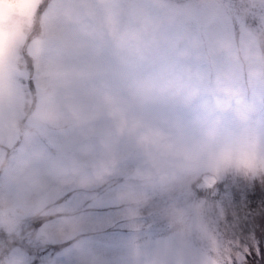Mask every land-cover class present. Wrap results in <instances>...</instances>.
<instances>
[{
  "label": "rangeland",
  "instance_id": "374dc122",
  "mask_svg": "<svg viewBox=\"0 0 264 264\" xmlns=\"http://www.w3.org/2000/svg\"><path fill=\"white\" fill-rule=\"evenodd\" d=\"M0 21L1 254L203 264L213 229L264 232V0H0ZM225 175L246 218L243 191L197 195Z\"/></svg>",
  "mask_w": 264,
  "mask_h": 264
},
{
  "label": "snow or ice",
  "instance_id": "6c2138e0",
  "mask_svg": "<svg viewBox=\"0 0 264 264\" xmlns=\"http://www.w3.org/2000/svg\"><path fill=\"white\" fill-rule=\"evenodd\" d=\"M0 24H2V21H0ZM2 35L3 32L2 29H0V37H2ZM14 75L16 81L19 84L31 85L32 83L31 77L27 76L24 72L15 70ZM236 181L237 180L232 178L230 175H225L220 179L212 178L210 183L205 184L203 188L196 189V192L197 195H201V196L207 195L210 199L219 201L221 203L230 202L231 204H236L240 200L241 191H243L245 194V207H246L244 216L246 218L247 215L250 213L251 209L255 207V205L247 203L248 189L247 188L239 189L236 186ZM252 182H258V181L254 180ZM260 211L261 214L264 215V200H261ZM236 220L238 225L240 216L237 212H236ZM33 227L39 228L40 222H35L33 224ZM242 235L243 233L237 234L234 239L226 240L224 234L219 229H213L211 241L217 245V248L223 245L226 249V254L219 258H217L213 254L211 258L205 259L203 261V264H248L249 259L253 256V253H255L256 256H260L261 241H264V232L260 233L259 238H257V233L248 232L247 236L243 237L244 242H242L241 239ZM33 264H35V262H33Z\"/></svg>",
  "mask_w": 264,
  "mask_h": 264
},
{
  "label": "clouds",
  "instance_id": "9594fccd",
  "mask_svg": "<svg viewBox=\"0 0 264 264\" xmlns=\"http://www.w3.org/2000/svg\"><path fill=\"white\" fill-rule=\"evenodd\" d=\"M41 118L45 119H52L50 114H44ZM160 139L161 135L159 132L147 129L144 131H141L138 135V140L140 143L143 144L145 147V150L149 152V155L151 156V152L149 151L151 148L161 147L160 145ZM166 147V146H165Z\"/></svg>",
  "mask_w": 264,
  "mask_h": 264
},
{
  "label": "flooded vegetation",
  "instance_id": "af4514ba",
  "mask_svg": "<svg viewBox=\"0 0 264 264\" xmlns=\"http://www.w3.org/2000/svg\"><path fill=\"white\" fill-rule=\"evenodd\" d=\"M0 260L4 262L3 264H22L23 256L15 257L13 254H9L8 256L0 253Z\"/></svg>",
  "mask_w": 264,
  "mask_h": 264
}]
</instances>
